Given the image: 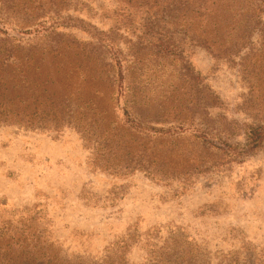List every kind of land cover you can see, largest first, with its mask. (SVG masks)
<instances>
[{
  "label": "rangeland",
  "instance_id": "obj_1",
  "mask_svg": "<svg viewBox=\"0 0 264 264\" xmlns=\"http://www.w3.org/2000/svg\"><path fill=\"white\" fill-rule=\"evenodd\" d=\"M166 8L167 0L149 11L136 1L0 0V48L55 51L52 62L68 80L84 73L86 92L107 93L122 77L131 93L116 102L121 123L181 126L186 137L207 127L216 146L243 145L246 127L264 125V48L218 58L195 43L197 25L186 33L181 15ZM205 91L217 102L207 126ZM93 148L66 125L0 126V234L23 235L15 246L22 257L264 264V145L234 160L212 156L214 169L165 182L140 170L112 176L93 169Z\"/></svg>",
  "mask_w": 264,
  "mask_h": 264
},
{
  "label": "trees",
  "instance_id": "obj_2",
  "mask_svg": "<svg viewBox=\"0 0 264 264\" xmlns=\"http://www.w3.org/2000/svg\"><path fill=\"white\" fill-rule=\"evenodd\" d=\"M119 1L139 2L148 11L164 3V0ZM166 9L173 17L181 15L186 33H192L193 25H197L199 35L195 43L218 58L229 60L244 48H264V0H167ZM1 23L6 25L7 21L1 19ZM255 33L259 34L257 44L250 41ZM190 37L193 42V36ZM56 57L52 50L0 48V126L54 131L70 126L84 144L94 146L89 162L93 169L112 176L140 170L158 182L187 179L192 172L214 169L212 156L234 160L249 156L264 145V125L246 127L243 145L226 144L221 148L208 138L207 127L186 137L181 126L171 131L144 126L139 121L121 123L116 102L131 93L122 77L117 84L110 82L107 93L86 92L84 89L91 88V84L84 73L77 82L68 80L69 75H63L52 62ZM204 96L202 110L206 123L201 125L207 126V111L217 102L207 91ZM129 106L133 109L135 103L129 102ZM184 143H189V149ZM195 148L200 149L203 159L194 153ZM22 237L17 233L0 234V264H55L54 257H22L19 248H15L20 247Z\"/></svg>",
  "mask_w": 264,
  "mask_h": 264
}]
</instances>
